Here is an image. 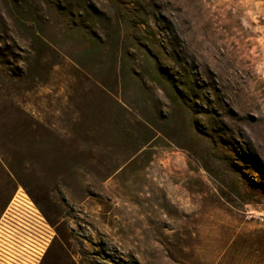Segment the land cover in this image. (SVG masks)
Masks as SVG:
<instances>
[{"label": "rangeland", "instance_id": "rangeland-1", "mask_svg": "<svg viewBox=\"0 0 264 264\" xmlns=\"http://www.w3.org/2000/svg\"><path fill=\"white\" fill-rule=\"evenodd\" d=\"M45 257L264 264V0H0V264Z\"/></svg>", "mask_w": 264, "mask_h": 264}, {"label": "built area", "instance_id": "built-area-1", "mask_svg": "<svg viewBox=\"0 0 264 264\" xmlns=\"http://www.w3.org/2000/svg\"><path fill=\"white\" fill-rule=\"evenodd\" d=\"M18 196V193L16 194V197ZM15 197V198H16ZM15 201H16V199L11 203V204H14L15 203ZM10 212H12V210L9 208L8 209V211H7V213H6V215H5V217L4 218H6L8 215H10ZM3 221H5V219H3ZM11 221H13L15 224H17V225H20L21 226V224L20 223H18V222H16V221H14L13 219H11ZM7 226V225H6ZM8 228H10L9 226H7ZM16 227V226H15ZM17 228V227H16ZM10 229H12L13 230V232H17L15 229H13V228H10ZM9 233H11L10 231H8ZM11 233V235H13V236H15V234L14 233Z\"/></svg>", "mask_w": 264, "mask_h": 264}, {"label": "flooded vegetation", "instance_id": "flooded-vegetation-1", "mask_svg": "<svg viewBox=\"0 0 264 264\" xmlns=\"http://www.w3.org/2000/svg\"><path fill=\"white\" fill-rule=\"evenodd\" d=\"M15 197H16V195L14 194V199L12 200V202L15 200ZM46 257L49 258L50 257V253ZM46 257H45L44 260H42V262L40 264H46L47 263L48 259Z\"/></svg>", "mask_w": 264, "mask_h": 264}]
</instances>
